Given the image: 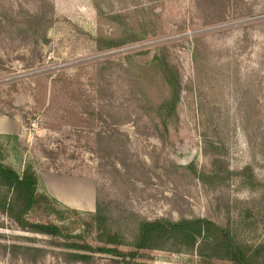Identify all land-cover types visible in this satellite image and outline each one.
<instances>
[{
    "label": "rangeland",
    "instance_id": "rangeland-1",
    "mask_svg": "<svg viewBox=\"0 0 264 264\" xmlns=\"http://www.w3.org/2000/svg\"><path fill=\"white\" fill-rule=\"evenodd\" d=\"M37 14L52 20L35 24ZM133 33L143 39L98 47V37ZM162 53L182 80L167 133L141 108L169 95L150 63ZM0 143L6 163H32L40 190L67 207L29 218L94 246L97 201L128 242L143 218L239 226L241 214V238L264 242V0H0ZM214 153L223 184L200 174H212ZM50 241L0 213V264H84L67 263ZM12 244L48 253L34 263ZM135 261L228 264L172 250H143ZM89 264L126 263L97 254Z\"/></svg>",
    "mask_w": 264,
    "mask_h": 264
},
{
    "label": "trees",
    "instance_id": "trees-1",
    "mask_svg": "<svg viewBox=\"0 0 264 264\" xmlns=\"http://www.w3.org/2000/svg\"><path fill=\"white\" fill-rule=\"evenodd\" d=\"M30 20L35 24L44 25L52 19L45 14H37ZM129 39L131 40L129 42H135L143 37L138 33H133L129 38L122 40L98 37L97 43L100 50H104L121 46ZM166 58L167 53L155 55L150 63L161 72L169 88V95L160 101H143L141 105L145 112L152 110L156 113L165 133L168 132L169 122L177 117V106L182 92L180 71ZM104 114L99 113V119L108 124ZM118 115L123 120L126 113L122 111ZM113 116L109 113L107 118ZM105 136L109 139L107 134ZM214 154L212 174H206L204 170L200 174L203 179L213 177L215 179L213 185L223 184L226 180V177L222 178L224 159L218 153ZM6 156L7 147L0 143V213L7 215L24 231L50 237V244L60 249L59 254L67 263L89 264L94 260L95 255L109 254L122 259L126 264H143L135 261L143 250H172L197 253L203 258L224 261L228 264H264V242L251 244L240 236L242 230L239 231V228L248 218L245 214L240 215L237 222L239 226L235 223L222 225L206 217L179 220L166 217L153 220L143 218L138 220L133 240L128 242L121 228L122 225L112 217L110 210L106 211L97 201V210L91 213V216L97 224L98 246L87 242L80 235H67L59 223L40 219L31 220L29 214L33 211L44 209L47 214L57 215L62 207L64 209L67 207L46 191L40 190L41 177L32 163H25L21 169H17L5 162ZM193 169L197 173L196 167ZM123 245H130L132 249L125 251L121 249ZM9 248L14 253L33 255L34 263L48 253L47 249L37 246L12 244Z\"/></svg>",
    "mask_w": 264,
    "mask_h": 264
}]
</instances>
